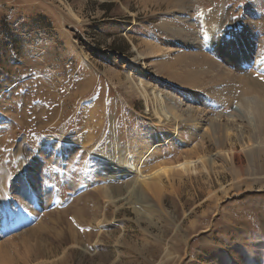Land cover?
<instances>
[{
	"label": "rangeland",
	"instance_id": "rangeland-1",
	"mask_svg": "<svg viewBox=\"0 0 264 264\" xmlns=\"http://www.w3.org/2000/svg\"><path fill=\"white\" fill-rule=\"evenodd\" d=\"M143 1L0 0V171L7 177L0 264H264V175L241 189L223 169L176 185L165 178L164 211L104 198L135 178L111 164H135L162 133L137 82L214 119L239 120L238 103L227 99L223 107L166 75L162 67L182 50L160 23L188 22L185 33L202 41L192 29L202 30L209 10L218 6L240 18L251 0H190L189 12ZM253 1L264 11V0ZM152 44L157 49L147 55ZM136 69L147 74L140 78ZM206 119L197 123L203 127ZM180 134L183 145L150 155L145 174L184 162V152L202 142L189 128ZM204 143L217 152L209 138ZM237 164L239 178L249 179V163ZM222 186L227 196L210 200L209 191Z\"/></svg>",
	"mask_w": 264,
	"mask_h": 264
},
{
	"label": "bare ground",
	"instance_id": "bare-ground-1",
	"mask_svg": "<svg viewBox=\"0 0 264 264\" xmlns=\"http://www.w3.org/2000/svg\"><path fill=\"white\" fill-rule=\"evenodd\" d=\"M144 1L156 4L166 3L169 11L178 9L183 12L187 9L189 12V7H191L190 0ZM245 7L248 13L240 18H236L234 11L218 6L209 10L203 19L206 27L202 23L200 27L202 30L192 29L193 32L195 30L197 33L202 32L205 36L204 39L203 36L201 37L202 41L197 35L190 37L189 34H186L187 32L185 33L188 22L182 24L177 22L174 25L172 21L164 20L160 23L163 35L179 42V47L182 50H179L180 55L175 62L162 67L164 72H167L166 75L182 82L188 89H203L219 100L223 107H225L224 102L227 99L229 103H238L239 110L235 116L239 120L237 118L235 120L234 117L233 119H214L205 108L202 110L191 106L190 103L195 102V96L186 89L182 92V96L190 105L181 101L182 106L180 104L179 106L176 103L177 99L175 101L162 92L151 91L149 85L143 80L137 82V91L146 101L147 110L150 106L153 107L157 129L162 133L159 134V131L158 140L150 144L147 149L141 150L143 153L138 152L135 164L126 169L123 166L119 167L118 163L111 164L112 170L122 169L127 172L125 175H132L135 178L130 185L126 184L125 189H115L112 193L113 197H110L111 194L109 195L107 191L104 195L105 199L108 198L106 201L113 203L138 202L146 209L150 210V208L156 207L159 211H164L161 187L163 182L161 183V181H164L165 178L176 185L175 183H181L180 180L184 177H192L196 173H205L208 176L216 175L220 169H223L229 170L234 180L232 187L236 189H241L243 185L253 188L256 182L263 179L261 176L264 175V11L253 0L246 3ZM238 19L249 21L242 24V21L237 23ZM188 29L190 28L188 27ZM212 37L215 39L213 42ZM206 38H210L212 44H207ZM152 46L153 44L146 49V54L153 53L152 51L157 49ZM189 49L191 50L189 51ZM209 53L212 54V57ZM176 66H182L183 70H178ZM136 73L140 78L147 74L144 69H136ZM181 91H179L180 94ZM171 100L175 102H171ZM239 111L240 114H238ZM201 117H207L203 127L197 123ZM172 125L175 129L170 130L169 127ZM181 127L189 128V134L199 137L202 142L200 141L197 146L184 152V162L176 165H171V163L163 165L159 169L151 170L145 174L143 168L150 155L163 150L166 146H181L184 141L181 139ZM205 137L214 143L217 149L216 153L205 151ZM239 161L249 163V179L241 180L239 178L240 167L237 164ZM6 180L5 173L0 171V204L3 205L5 203L3 196ZM219 193L224 196L221 197ZM219 193L209 191V199L218 203L227 196L228 190L222 186ZM71 240L73 239L71 238Z\"/></svg>",
	"mask_w": 264,
	"mask_h": 264
}]
</instances>
